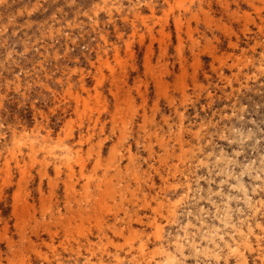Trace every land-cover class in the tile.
I'll return each instance as SVG.
<instances>
[{"label":"rangeland","instance_id":"374dc122","mask_svg":"<svg viewBox=\"0 0 264 264\" xmlns=\"http://www.w3.org/2000/svg\"><path fill=\"white\" fill-rule=\"evenodd\" d=\"M0 264H264V0H0Z\"/></svg>","mask_w":264,"mask_h":264},{"label":"bare ground","instance_id":"6f19581e","mask_svg":"<svg viewBox=\"0 0 264 264\" xmlns=\"http://www.w3.org/2000/svg\"><path fill=\"white\" fill-rule=\"evenodd\" d=\"M125 118V117H124ZM144 127V126H143ZM71 184V183H70ZM107 185V184H106ZM75 194V193H74ZM126 201V200H125ZM42 205V204H41ZM54 213V212H53ZM23 218V217H22ZM47 221V220H46ZM143 250V249H142Z\"/></svg>","mask_w":264,"mask_h":264}]
</instances>
